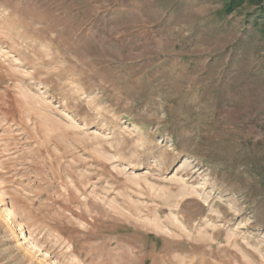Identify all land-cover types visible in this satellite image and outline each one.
Wrapping results in <instances>:
<instances>
[{
	"label": "rangeland",
	"instance_id": "374dc122",
	"mask_svg": "<svg viewBox=\"0 0 264 264\" xmlns=\"http://www.w3.org/2000/svg\"><path fill=\"white\" fill-rule=\"evenodd\" d=\"M0 0V264H264L261 0Z\"/></svg>",
	"mask_w": 264,
	"mask_h": 264
},
{
	"label": "trees",
	"instance_id": "16d2710c",
	"mask_svg": "<svg viewBox=\"0 0 264 264\" xmlns=\"http://www.w3.org/2000/svg\"><path fill=\"white\" fill-rule=\"evenodd\" d=\"M243 0H228V1H225L226 2V5L224 6V9L225 10H231L232 7L238 2V3H241ZM262 2V6H264V0H261ZM264 9V7H263Z\"/></svg>",
	"mask_w": 264,
	"mask_h": 264
}]
</instances>
